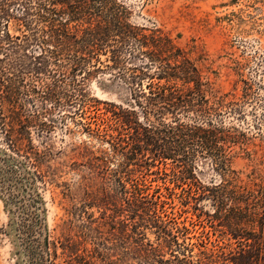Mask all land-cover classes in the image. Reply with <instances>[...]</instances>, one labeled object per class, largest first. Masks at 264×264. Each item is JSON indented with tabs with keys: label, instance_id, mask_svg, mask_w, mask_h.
Listing matches in <instances>:
<instances>
[{
	"label": "rangeland",
	"instance_id": "rangeland-1",
	"mask_svg": "<svg viewBox=\"0 0 264 264\" xmlns=\"http://www.w3.org/2000/svg\"><path fill=\"white\" fill-rule=\"evenodd\" d=\"M121 1L133 25L168 37L209 83L208 96L229 104L219 120L240 136L230 152L231 176L234 185L254 195L251 201L262 213L264 0ZM11 32L17 34L14 28ZM84 93L87 104L93 99L102 104L57 109L49 104L47 114L20 132L25 141H16L17 133L0 127V264H48V241L52 252L53 244L57 247L55 264H145L146 245L160 243V231L148 211L152 200L161 220L192 255L189 260L264 264V241L255 239L261 236V226L243 225L247 233L256 234L239 232L245 237L241 240L234 235L238 217L243 219L235 213V202L215 205L217 188L228 185L210 159H199L192 175H181L170 162L149 160L150 154L133 157L138 147L152 148L143 131L139 138L136 131L106 132L124 153H131V161L115 155L97 136L104 131H93L106 111H115L105 102L137 111L144 122L118 71L95 75ZM35 111L28 105V113ZM8 134H13L12 142ZM19 147L39 153L38 172L16 156ZM199 184L204 189L199 190ZM242 241L250 247L240 257ZM169 253L164 250L165 260L171 259Z\"/></svg>",
	"mask_w": 264,
	"mask_h": 264
},
{
	"label": "trees",
	"instance_id": "trees-1",
	"mask_svg": "<svg viewBox=\"0 0 264 264\" xmlns=\"http://www.w3.org/2000/svg\"><path fill=\"white\" fill-rule=\"evenodd\" d=\"M12 28L17 34L11 32ZM104 70L118 71L123 76L144 122H140L137 111L105 102L115 111H106L94 123L93 131H104L97 136L110 145L115 155L131 161V153H124L125 148L106 132L136 131L139 138L143 131L152 148L138 147L133 157L150 154L149 160L164 165L170 162L181 175H192L199 159H210L228 185L217 188L215 205L233 201L235 213L243 216L242 221L238 217L234 235L239 238L243 236L239 232L247 233L243 225L259 224L260 238L256 232L245 236L256 234L255 239L264 241V206L259 213L257 203H252L254 195L234 185L236 180L231 176L230 152L239 144L240 136L224 128L219 120L229 104L208 96L209 83L168 37L133 25L131 12L121 0H0V127L17 133L20 138L16 141L26 140L20 132L29 131L36 119L47 114L49 104L54 109L102 104L94 99L87 104L84 90L87 82ZM38 103L42 112L37 111ZM28 105L36 109L33 114L27 112ZM40 127L44 129V125ZM8 136V142H12L13 134ZM160 141L166 145H159ZM14 153L39 171L41 157L35 149L19 147ZM196 186L204 189L200 184ZM150 203L148 211L160 231V243L156 247L146 245L144 263L206 264L189 260L192 255L185 253L188 249L161 220L156 202ZM240 243L243 257L250 246ZM50 245L48 241V264H55L57 247L53 244L52 252ZM165 249L170 250L171 259H164ZM72 262L68 260L67 264Z\"/></svg>",
	"mask_w": 264,
	"mask_h": 264
}]
</instances>
